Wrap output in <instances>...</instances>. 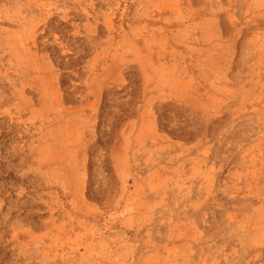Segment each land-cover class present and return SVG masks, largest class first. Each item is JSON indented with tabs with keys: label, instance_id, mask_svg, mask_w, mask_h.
<instances>
[{
	"label": "rangeland",
	"instance_id": "1",
	"mask_svg": "<svg viewBox=\"0 0 264 264\" xmlns=\"http://www.w3.org/2000/svg\"><path fill=\"white\" fill-rule=\"evenodd\" d=\"M0 264H264V0H0Z\"/></svg>",
	"mask_w": 264,
	"mask_h": 264
}]
</instances>
